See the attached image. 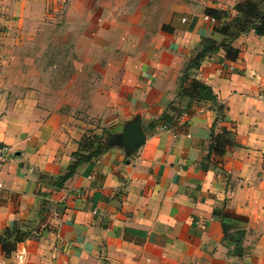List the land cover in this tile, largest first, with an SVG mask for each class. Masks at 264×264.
I'll list each match as a JSON object with an SVG mask.
<instances>
[{"label": "crops", "instance_id": "obj_1", "mask_svg": "<svg viewBox=\"0 0 264 264\" xmlns=\"http://www.w3.org/2000/svg\"><path fill=\"white\" fill-rule=\"evenodd\" d=\"M241 1L0 0V264H264V37L178 82Z\"/></svg>", "mask_w": 264, "mask_h": 264}, {"label": "trees", "instance_id": "obj_2", "mask_svg": "<svg viewBox=\"0 0 264 264\" xmlns=\"http://www.w3.org/2000/svg\"><path fill=\"white\" fill-rule=\"evenodd\" d=\"M234 17L229 20L226 24H223L219 28V32L223 34V39L220 43L216 44L212 41L207 40H201V42L198 45V50L195 54V62L191 63L190 65H187L185 70L182 72V74L179 77V85H182L183 83L187 84V89L183 92L187 94V96L194 95V97H197L198 99H207L211 101H215L214 97L211 95L210 90L192 80L188 79L186 69L187 71L196 67V61L202 59L206 53L213 52L217 48H222L225 51L226 56H233L235 57L236 52L231 49L229 46L230 41L237 37V35L246 33V32H253L255 35L263 36L264 37V2H257L255 0H243L239 3H237L234 6ZM212 15H216V12H210ZM221 109V107H219ZM167 116L164 114L161 115L160 120H166ZM226 136V134H223ZM105 136L108 137V133L105 134ZM214 143L211 144V149H213L217 154H222V149L226 144H229L228 140H225L222 138V134H217L214 139ZM100 151V147H98L94 152H88L84 155L75 154L76 157L70 166H68L66 172L59 176L57 178V181L55 184L57 186H60L65 179L70 177L75 167H77L82 162H87L91 157H94L98 155ZM221 229L223 231V238L224 234L227 230H230V227H227L226 225L221 223ZM237 236H240L239 231H234L232 236H229V240H238ZM20 240L19 238H14L13 242H1L0 239V247L1 249L7 254L10 252V250L13 248V244ZM233 240V241H234ZM237 242H234V245H236Z\"/></svg>", "mask_w": 264, "mask_h": 264}, {"label": "water", "instance_id": "obj_3", "mask_svg": "<svg viewBox=\"0 0 264 264\" xmlns=\"http://www.w3.org/2000/svg\"><path fill=\"white\" fill-rule=\"evenodd\" d=\"M143 132L141 130L139 120L135 119L133 122L127 124L123 131L112 137L110 142L124 146L127 150L135 148L143 140Z\"/></svg>", "mask_w": 264, "mask_h": 264}, {"label": "built area", "instance_id": "obj_4", "mask_svg": "<svg viewBox=\"0 0 264 264\" xmlns=\"http://www.w3.org/2000/svg\"><path fill=\"white\" fill-rule=\"evenodd\" d=\"M210 21H212V20L210 19ZM1 162H2V157H1V154H0V166H1ZM1 189H2V183L0 182V191H1Z\"/></svg>", "mask_w": 264, "mask_h": 264}]
</instances>
